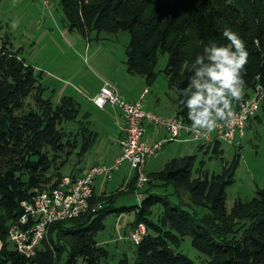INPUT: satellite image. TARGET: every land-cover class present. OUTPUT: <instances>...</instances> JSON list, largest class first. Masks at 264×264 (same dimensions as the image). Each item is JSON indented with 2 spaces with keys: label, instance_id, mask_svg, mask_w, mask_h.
I'll return each mask as SVG.
<instances>
[{
  "label": "trees",
  "instance_id": "1",
  "mask_svg": "<svg viewBox=\"0 0 264 264\" xmlns=\"http://www.w3.org/2000/svg\"><path fill=\"white\" fill-rule=\"evenodd\" d=\"M58 1L71 32L85 38L92 32L97 38L102 32H127L126 72L141 76L148 86L157 78L159 56L166 54L163 74L167 87L176 90L170 100L175 116L186 124L192 125L179 89L192 73L185 62L194 61L211 41L226 42L225 26L240 35L249 52L247 87L232 108L257 87L264 91V0ZM6 28L1 35L0 24V264H102L106 251L95 238L104 229L106 215L131 209L112 206L118 193L95 198L101 207L93 214L52 224L34 257L19 254L8 242V230L22 213L21 203L31 201L35 190L56 187L69 157L74 153L83 157L97 133L89 127V114H82L73 98L62 96L57 104L42 98V73L25 62ZM29 98L33 104L27 105ZM260 116L264 119V105L254 117ZM67 123L69 129L64 127ZM220 144L206 146L219 155ZM203 146L198 144L200 150ZM196 160V155L173 158L159 172L148 174L150 186L132 208L130 224L142 223L146 233L133 245V256H124L117 264H196L179 251L184 237L206 258L201 264H264V187L249 201L236 199L227 212L226 188L234 182L239 155L218 174L195 169ZM155 187L177 199L154 191Z\"/></svg>",
  "mask_w": 264,
  "mask_h": 264
},
{
  "label": "rangeland",
  "instance_id": "2",
  "mask_svg": "<svg viewBox=\"0 0 264 264\" xmlns=\"http://www.w3.org/2000/svg\"><path fill=\"white\" fill-rule=\"evenodd\" d=\"M13 20L18 21V26L11 27ZM0 24L2 25L1 35L8 32L15 49L21 50V57L27 64L33 66L36 71H40V84L44 88L43 99H50L54 104L62 96L73 98L80 107L82 114L88 112L91 122V129L96 131L97 139L92 148L85 154L84 159L72 154L69 160L61 169L62 174H68L75 166L86 165L89 162L108 163L109 158L118 148L116 144L117 130L113 120H104L102 114L92 110L86 97V87L98 85L101 78L112 77L116 81L122 79L124 85L130 87L137 86L142 78L130 75L126 72L125 49L129 43V34L120 31L117 34L102 32L97 38V33L92 32L85 38L78 32H71L66 27L62 8L58 0H50L46 5L41 0H0ZM87 49V50H84ZM166 54L158 58L155 72L156 80L147 86L150 93L143 100L148 103V107L161 115H167L165 105L169 104L166 94L175 96L176 90L167 88V81L163 70L167 64ZM130 81V82H129ZM146 85V84H145ZM157 96L162 103L157 106L151 105L153 98ZM33 104L32 99H27L26 104ZM163 104V105H162ZM116 109L115 106H109ZM248 125V124H247ZM67 129L71 124L64 125ZM221 154H214L207 144L203 149L198 148L197 142L184 144L183 141L166 143L160 151L157 163L153 165V170L163 169L166 161L171 158L196 155L195 169L207 170L210 174L222 172L223 167H227L235 155H239V161L234 171V182L226 188L225 207L229 212L236 199L249 201L256 195V191L264 187V119L252 117L249 126L245 129V135L241 139H236L232 144L220 142ZM186 147V151H183ZM102 164V163H100ZM163 164V165H161ZM195 177L196 174L194 173ZM116 182V176L113 181ZM120 185V184H119ZM117 189H122L120 186ZM150 185L146 184L141 191L142 196L136 199L134 192L120 191L114 208H131L122 214L110 212L106 215L103 223L104 229L98 232L95 241L98 246L104 248L106 257L102 264H117L120 258L133 256L134 246L125 237L119 240V236H125L130 224L134 220L133 207L140 204L145 198V190ZM108 187L107 192L115 191ZM123 190V189H122ZM170 199L176 200L166 189L162 187L153 188ZM169 191H171L169 189ZM97 188V194H99ZM184 200L187 197L183 196ZM160 208H154V219ZM1 246V245H0ZM11 248V247H10ZM179 251L186 254L194 263H205L206 258L196 252L191 246V239L184 237L180 244Z\"/></svg>",
  "mask_w": 264,
  "mask_h": 264
},
{
  "label": "built area",
  "instance_id": "3",
  "mask_svg": "<svg viewBox=\"0 0 264 264\" xmlns=\"http://www.w3.org/2000/svg\"><path fill=\"white\" fill-rule=\"evenodd\" d=\"M48 5L50 0H41ZM134 102H127L117 89L105 83L99 92L91 98V103L103 109L105 106H115L124 121L118 145L121 154L110 164H96L80 176L69 174L64 176L56 187L47 190H35L31 201L21 203L22 213L10 226L7 234L9 244L19 254L31 258L41 248L47 238L52 224L73 220L86 214L95 213L101 203L95 201L93 183L97 178L110 180L120 167L127 163L134 172L136 199L142 196L143 187L150 181L146 172L149 159L160 154L164 144L173 141H193L198 144L225 142L232 144L245 135L248 121L256 115L264 105V91L257 87L249 98L231 109L232 115L220 121L217 127L205 135L203 131L195 130L181 118L160 116L146 110L144 96ZM163 130L167 135L158 141L145 138V124ZM146 233L145 226L140 223L131 227L124 237L134 246L138 245Z\"/></svg>",
  "mask_w": 264,
  "mask_h": 264
},
{
  "label": "clouds",
  "instance_id": "4",
  "mask_svg": "<svg viewBox=\"0 0 264 264\" xmlns=\"http://www.w3.org/2000/svg\"><path fill=\"white\" fill-rule=\"evenodd\" d=\"M18 26L13 20L11 27ZM226 42L211 41L191 63L185 62L191 75L179 89V100L188 110L192 127L205 135L232 115V104L247 87L244 79L249 52L246 42L231 27L225 26Z\"/></svg>",
  "mask_w": 264,
  "mask_h": 264
},
{
  "label": "crops",
  "instance_id": "5",
  "mask_svg": "<svg viewBox=\"0 0 264 264\" xmlns=\"http://www.w3.org/2000/svg\"><path fill=\"white\" fill-rule=\"evenodd\" d=\"M84 50H87V49H84ZM139 77L142 78L141 76H139ZM121 81H124V80L122 79ZM121 81H119V80L116 81L112 77L101 78V80L99 81L98 85L96 84V85L91 86V87H86V97L88 99V102L90 104L91 109L95 110L98 114L100 113V114L104 115L102 117L103 121L104 120H110V119L114 121V126H116V130H117V135L115 137L116 138V144H118V139L121 136V129L124 126V121L121 118L119 110L117 108L113 109V108L109 107V105L105 106L103 109H99V108L95 107L91 103V98L94 97L99 92V90L101 89V87L105 83H108L109 85L115 87L117 89V91L119 92V94L127 102H134V101L138 100L141 97V95L144 93V91H146V94L144 96V99H145L147 97V95L151 92L150 89L147 87L148 85H145L146 83H145L144 79H143L144 82L138 81V83H137L138 87H135L133 85H132V87H130L129 85H124L123 82H121ZM170 90L171 89H169V91ZM171 97H174V96L166 94V98L169 101V104L165 105V107H166L165 111L168 113L167 115H161V114L156 113L154 110H152V109H150L148 107V105H147L148 103L147 104L144 103L145 109L149 110V111H152L153 113H155L157 115H160V116H173V115H175V107H174V105L172 104V102L170 100ZM158 103H162V101H161V99H159V97L155 96L153 98V101H152L151 105L157 106ZM84 113H88V112H84ZM88 121H89V127L91 128L92 124H91L89 118H88ZM248 126H249V122H248L247 127ZM145 128H146L145 138L147 140L151 141V142L158 141V140H160L161 138H163V137H165L167 135L163 130L157 129V128L153 127L151 124H148V123L145 124ZM173 142H176V141H173ZM183 142H184V144H187V143L192 142V141H188L187 140V141H183ZM117 148L118 149L111 156H108L109 157V158H107V159H109L108 163L89 162L86 165H82V166H80V164H79V165L75 166V168L72 171H70L68 174H63V175L66 176V175H69V174H73L75 176H80V175H83L87 171V169L89 167L93 166V165L100 164V163H102V164H110V163L113 162L114 159H116L121 154V150H120L119 145H117ZM183 148H184L183 151H186V147H183ZM160 155L161 154H159L158 157L149 159L147 161V163H146V172H147V174H151V173H155V172H159L160 171V170H153L154 169L153 165L155 164V162L157 163V160L159 159ZM84 156L79 158L78 162H80L81 159H84ZM171 159H173V158H171ZM169 160L170 159H168L166 161V163ZM161 165H163V164H161ZM115 176H116V182H114V183H112V185L108 186V184L113 181V178ZM118 185L123 190L122 189L121 190L117 189ZM108 187H110L111 189H117V190H115L114 192L113 191L107 192ZM134 187H135L134 172L132 171V169L129 167V165L127 163H124L120 167V169L114 173V175L112 176V178L110 180H105V179L100 178V177L97 178L94 181V183H93V192H94L95 198L98 199V198H101V196L116 195V193L117 192L119 193L120 191L125 192V191L128 190V191L133 192ZM144 187H143V189H144ZM97 188H99V192H100L99 194H97ZM119 194H121V193H119ZM118 195H116V198L118 197ZM116 198H114L112 205H114V203L116 201Z\"/></svg>",
  "mask_w": 264,
  "mask_h": 264
}]
</instances>
